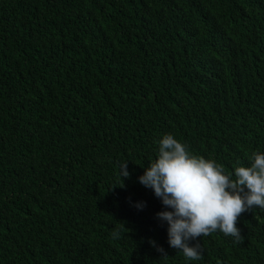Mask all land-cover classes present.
Listing matches in <instances>:
<instances>
[{"label":"trees","instance_id":"16d2710c","mask_svg":"<svg viewBox=\"0 0 264 264\" xmlns=\"http://www.w3.org/2000/svg\"><path fill=\"white\" fill-rule=\"evenodd\" d=\"M165 134L232 173L264 153V0H0V264H264L259 207L242 243L169 247L138 180Z\"/></svg>","mask_w":264,"mask_h":264},{"label":"clouds","instance_id":"9594fccd","mask_svg":"<svg viewBox=\"0 0 264 264\" xmlns=\"http://www.w3.org/2000/svg\"><path fill=\"white\" fill-rule=\"evenodd\" d=\"M157 143V158L138 180L165 206L156 213V218L161 224L167 223L169 247L195 261L203 258L198 239L202 236L219 231L242 243L244 237L237 227L238 217L255 207L264 209V153L253 152L251 165L242 166L237 162L232 173L213 159L192 154L188 145L172 134H165ZM119 177L122 181L130 177L127 161L119 165ZM119 186L123 187V183ZM135 206L143 209L146 202ZM120 235L119 231L113 232L115 238ZM149 243L161 257L168 256L156 241L149 240Z\"/></svg>","mask_w":264,"mask_h":264}]
</instances>
